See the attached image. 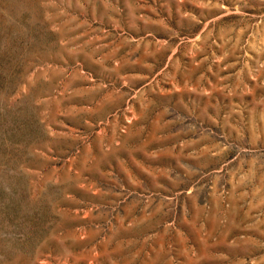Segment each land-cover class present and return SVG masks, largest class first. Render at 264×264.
Instances as JSON below:
<instances>
[{
	"label": "rangeland",
	"instance_id": "374dc122",
	"mask_svg": "<svg viewBox=\"0 0 264 264\" xmlns=\"http://www.w3.org/2000/svg\"><path fill=\"white\" fill-rule=\"evenodd\" d=\"M0 264H264V0H0Z\"/></svg>",
	"mask_w": 264,
	"mask_h": 264
}]
</instances>
